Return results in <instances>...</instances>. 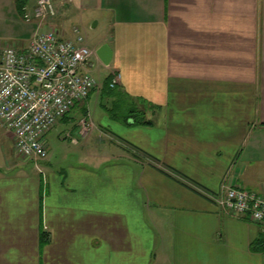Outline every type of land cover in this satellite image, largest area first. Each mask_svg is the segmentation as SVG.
<instances>
[{
    "label": "crops",
    "instance_id": "obj_1",
    "mask_svg": "<svg viewBox=\"0 0 264 264\" xmlns=\"http://www.w3.org/2000/svg\"><path fill=\"white\" fill-rule=\"evenodd\" d=\"M54 1L59 33L79 26L94 51L82 70L115 69L117 89L159 107L157 122L99 114L104 85L93 91L54 126L94 149L92 167L25 158L0 121V264H264V224L212 198L224 182L264 193V0ZM84 11L108 29L95 46ZM47 28L0 0V58Z\"/></svg>",
    "mask_w": 264,
    "mask_h": 264
},
{
    "label": "built area",
    "instance_id": "obj_2",
    "mask_svg": "<svg viewBox=\"0 0 264 264\" xmlns=\"http://www.w3.org/2000/svg\"><path fill=\"white\" fill-rule=\"evenodd\" d=\"M58 12L54 0H27L24 20L50 23V28L23 47L7 46L0 58V121L15 137L18 153L34 160L48 158L46 134L98 87L97 79L82 70L94 51L79 26L72 28L75 38L59 33L52 22ZM113 78L115 83L120 74ZM212 198L224 211L264 224V193L224 182Z\"/></svg>",
    "mask_w": 264,
    "mask_h": 264
},
{
    "label": "rangeland",
    "instance_id": "obj_3",
    "mask_svg": "<svg viewBox=\"0 0 264 264\" xmlns=\"http://www.w3.org/2000/svg\"><path fill=\"white\" fill-rule=\"evenodd\" d=\"M98 18L103 19V16L99 17V13L97 14L93 11H84V15L82 16V20L80 23L83 28V33L86 36L87 43L92 46H95L98 40L105 38L108 31L103 21H101L98 25L95 24V27H92L94 23L98 21ZM115 74L120 73L114 69L111 72V75L113 76H111L108 72V69L104 66H101L100 68L98 67L97 70L92 74L98 82V87L94 91L101 92L103 85V89L105 90H103L102 94L98 97V100L100 102L97 107L98 113L103 112L104 110V112H108L110 115H113L119 120H125V118L127 117L132 118L131 116L134 115V117L140 123L156 124L157 118H155L156 116H154V114L156 109L159 107H154L144 97L130 99L126 94L117 89V83L120 81V78L117 79V81L115 82L116 84L113 83V77ZM109 75L111 76V78L109 77ZM76 111H78V109H76ZM74 112L75 110H73V113ZM73 113H71L70 115H73ZM81 120L80 130L83 137H86L89 135L92 128H95L94 122L92 121L91 115L88 114L85 115ZM84 120L88 121L89 124H84ZM68 128L69 125H67L66 121L58 124L47 133L46 139L48 140V150L50 152L52 160L57 163L58 166L59 162L64 163L69 159H73L74 162H84L88 166L92 167L100 165L99 163L102 159L98 156L93 155L96 154L93 152L94 149L89 147V149L85 150L82 143H80L79 145L72 144V141L77 142V140L80 138L77 139L71 134L68 135ZM95 148L98 149L96 145ZM157 249H159V243L157 244ZM155 256H157V254ZM152 264L155 263L153 262Z\"/></svg>",
    "mask_w": 264,
    "mask_h": 264
},
{
    "label": "trees",
    "instance_id": "obj_4",
    "mask_svg": "<svg viewBox=\"0 0 264 264\" xmlns=\"http://www.w3.org/2000/svg\"><path fill=\"white\" fill-rule=\"evenodd\" d=\"M17 1V7H18V9L20 10V12L22 13L23 12V8L26 6V4H27V0H16ZM132 117V119H133V121H129L130 119V117H127V118H125V120H124V122L126 123V124H128V125H135V124H144V123H140L139 121H137V119L134 117V115H132L131 116ZM43 236H44V243L45 242H47L46 240H47V234L45 233V232H43ZM262 240H259L258 241V243H254L253 245H252V249H254V250H260V248H258V246H261L262 245Z\"/></svg>",
    "mask_w": 264,
    "mask_h": 264
},
{
    "label": "water",
    "instance_id": "obj_5",
    "mask_svg": "<svg viewBox=\"0 0 264 264\" xmlns=\"http://www.w3.org/2000/svg\"><path fill=\"white\" fill-rule=\"evenodd\" d=\"M98 55L100 58L104 61V63L109 64L111 59H112V50L108 44L102 45L98 50H97Z\"/></svg>",
    "mask_w": 264,
    "mask_h": 264
}]
</instances>
